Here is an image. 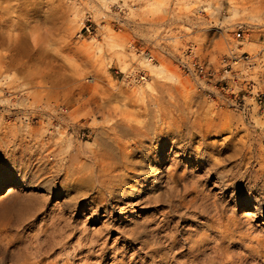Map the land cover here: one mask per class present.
I'll return each instance as SVG.
<instances>
[{
    "label": "rangeland",
    "instance_id": "obj_1",
    "mask_svg": "<svg viewBox=\"0 0 264 264\" xmlns=\"http://www.w3.org/2000/svg\"><path fill=\"white\" fill-rule=\"evenodd\" d=\"M0 214L1 264H264V0H0Z\"/></svg>",
    "mask_w": 264,
    "mask_h": 264
},
{
    "label": "bare ground",
    "instance_id": "obj_2",
    "mask_svg": "<svg viewBox=\"0 0 264 264\" xmlns=\"http://www.w3.org/2000/svg\"><path fill=\"white\" fill-rule=\"evenodd\" d=\"M235 50L233 49L232 50V53L234 54L235 52H234ZM246 68L245 67H243V72H245V71H247V70H245ZM142 79H145V78H142ZM17 213V212H16ZM1 215V214H0ZM11 215H12V213H11ZM5 217H6V215H5ZM3 218V219H5L6 221L8 220V218L6 219V218ZM10 219V218H9ZM1 220V219H0ZM3 222V221H2ZM9 222H10V220H9ZM54 225V224H53ZM10 227H12V225L11 224H8V223H1L0 224V247L1 246H3L4 248H6V249H9V247L10 246H12L11 245V241H10V235H11V232H14V231H11L10 232V230L11 229H9ZM50 227V226H49ZM48 227V228H49ZM52 227V226H51ZM41 228V227H40ZM47 228V229H48ZM46 229V230H47ZM51 229V228H50ZM53 229H55V228H53ZM53 229H51V230H53ZM43 230V229H42ZM58 231H59V229H58ZM61 231V230H60ZM63 231V230H62ZM49 232V231H48ZM47 232V233H48ZM10 233V234H9ZM16 233V232H15ZM18 234V233H17ZM20 234H21V231H20ZM60 235V234H59ZM18 236V235H17ZM26 236V235H25ZM33 236V235H32ZM31 236V237H32ZM35 236V235H34ZM39 236H41V235H39ZM58 236V235H57ZM15 237V236H14ZM58 237H60L61 238V236H58ZM17 238V237H16ZM25 238V237H24ZM33 238V237H32ZM37 238V237H36ZM42 238H44V237H42ZM15 239V238H14ZM21 239H23V238H21ZM27 239V238H26ZM33 239H35V237L33 238ZM45 239V238H44ZM43 239V240H44ZM49 239V238H48ZM47 238L45 239V240H48ZM59 239V238H58ZM18 240H20V239H18ZM40 240V239H39ZM50 240V239H49ZM60 240V239H59ZM62 240H63V238H62ZM16 241V240H15ZM33 241V240H32ZM29 242H30V240H29ZM37 242V241H36ZM43 242V241H42ZM26 243V242H25ZM32 243V242H31ZM46 243V242H45ZM15 244V243H14ZM21 244H22V242H21ZM37 244H38V242H37ZM37 244L35 245L36 247H37ZM44 244V243H43ZM47 244V243H46ZM45 244V245H46ZM26 245V244H25ZM39 245L41 246V244L39 243ZM48 245V244H47ZM51 245V244H50ZM20 246V245H19ZM43 246V245H42ZM22 247H23V245H22ZM25 248H26V246H24ZM29 247V246H28ZM46 247V246H45ZM21 248V247H20ZM31 248V247H30ZM42 248V247H41ZM40 248V249H41ZM51 248V247H50ZM53 248V247H52ZM51 248V249H52ZM24 249V248H23ZM27 249V248H26ZM26 249H24V250H26ZM32 249V248H31ZM36 249V248H35ZM35 249H34V251H32L30 254H28V255H26L25 257H23L22 256V258H20V259H18V260H12V261H14L12 264H44V258L42 257V256H40L38 253L39 252H37V251H35ZM39 249V248H38ZM39 249V250H40ZM1 250H2V247H1ZM13 251V250H12ZM16 251V250H15ZM19 251V250H18ZM18 251L17 252H14L15 254L16 253H18ZM27 251V250H26ZM44 251V250H43ZM2 252V251H1ZM50 252V251H49ZM7 253V252H6ZM14 253L12 252V255H14ZM22 253V252H21ZM20 253V254H21ZM29 253V252H28ZM43 253V252H42ZM22 254H24V253H22ZM27 254V253H26ZM10 255V254H9ZM18 256H19V254H17ZM16 256V255H15ZM21 256V255H20ZM2 257V256H1ZM17 257V256H16ZM3 259V258H2ZM17 259V258H16ZM48 259H50V257L48 258ZM56 261H58V260H56ZM47 262V261H46ZM2 262L0 261V264H1ZM64 263V262H63ZM49 264H55V262H52V263H49Z\"/></svg>",
    "mask_w": 264,
    "mask_h": 264
},
{
    "label": "built area",
    "instance_id": "obj_3",
    "mask_svg": "<svg viewBox=\"0 0 264 264\" xmlns=\"http://www.w3.org/2000/svg\"><path fill=\"white\" fill-rule=\"evenodd\" d=\"M240 34H238V36H239ZM242 56H244V54H243V52H242V54H241ZM152 60V59H151ZM234 63H236V61L234 62ZM199 71H202V68H199ZM210 73V72H209ZM256 103L259 105V106H261L262 104H263V100L261 99V97L259 96V95H257V97H256ZM89 136V132H82V137H88Z\"/></svg>",
    "mask_w": 264,
    "mask_h": 264
}]
</instances>
